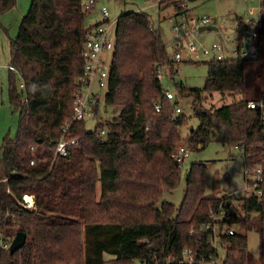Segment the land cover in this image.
I'll list each match as a JSON object with an SVG mask.
<instances>
[{
    "label": "trees",
    "instance_id": "obj_1",
    "mask_svg": "<svg viewBox=\"0 0 264 264\" xmlns=\"http://www.w3.org/2000/svg\"><path fill=\"white\" fill-rule=\"evenodd\" d=\"M86 2L32 0L18 34L10 39V65L19 74L10 71L9 103L19 121L16 136L8 133L0 145V245L11 244L19 231L27 240L15 253L0 249V264H106L105 254L119 264H180L186 248L206 258L218 256L202 225L221 206L222 264H264V131L259 112L247 106L261 93L219 107L205 105L215 92L243 94L246 62L252 60L207 61L204 87L188 89L178 82L171 101L158 71L168 69L174 78L177 70L159 31L152 29L146 11L123 13L117 19L104 98L106 105L120 108L119 117L94 131L86 129L85 120L74 121L70 137L80 143L70 146L68 155L55 156V143L72 122L85 41L102 23L86 24ZM16 3L0 0V17ZM159 4L160 10L174 7L175 16L186 11V0ZM238 20L242 31V17ZM179 95L193 98V116L199 120L186 138L181 128L189 126V117L181 112L173 118ZM155 102L162 104L159 112ZM102 130L105 141L100 140ZM214 138L243 149L247 176L261 168L262 195L242 196L234 207L236 194H207L208 166L198 162L187 173L181 203L162 201L164 192L175 190L181 180L183 162L177 165L173 157L178 145L199 149ZM25 195H35L33 207L24 205ZM252 219L259 223L258 262L249 258L246 233L224 231L225 225L246 226Z\"/></svg>",
    "mask_w": 264,
    "mask_h": 264
},
{
    "label": "rangeland",
    "instance_id": "obj_2",
    "mask_svg": "<svg viewBox=\"0 0 264 264\" xmlns=\"http://www.w3.org/2000/svg\"><path fill=\"white\" fill-rule=\"evenodd\" d=\"M86 1V0H85ZM97 3L94 9L88 11L86 15V24L88 26L95 25L103 21L101 8L107 7L109 10V18L111 21H116L119 16L126 12L131 11H146L149 13L153 27L159 31L163 43L168 50V56L174 57V38L175 31L173 30V22L170 20L171 16L175 14L173 8L168 7L165 10H160L158 2L161 0H96ZM25 6L27 11L30 7L31 0H17L16 5L4 14L7 15L8 25L10 26V34H17L21 19L18 23L16 18L12 15L13 9H17L18 5ZM186 14L189 17H201L207 15L215 20L219 30L204 31L200 34L191 33L185 37V44L190 41L196 43L198 49L211 48L212 44L218 40V37L223 36L229 39L233 45H237V38L239 37L238 25L239 18L243 20L254 18L257 19L258 14L250 12L251 7L258 5L257 0L238 1V0H186ZM20 7V6H19ZM0 19L2 20L3 15ZM190 27V26H189ZM15 30V31H14ZM10 40L9 35L3 32ZM9 38V39H8ZM105 57L109 60L112 58V52H105ZM185 61L175 63L177 74L174 78L171 77L168 69L163 70L162 85L166 90H170L175 94L178 93L176 83L183 82L188 89H201L204 87L207 78L208 68L206 62L209 60L207 57L201 55L202 60L199 62H186V51H183ZM264 61H247L246 62V90L243 94L238 95H222L220 93H213L210 98L205 101L207 107H219L225 104H230L234 101L243 98H255L263 90L264 82ZM5 90L6 102L3 104L2 91ZM99 90V108L96 111L92 109V113L85 117L86 129L94 131L99 124H105L119 117L120 108L114 105H106L105 94L106 89ZM8 100V101H7ZM179 106L188 117L189 126L181 128L182 136L187 137L190 127L197 128L199 120L193 116L194 103L193 98L190 96H178ZM18 113L15 112L9 103V78L2 79L0 77V145L4 137L9 133L11 137H15L18 130ZM184 145L190 148V154L185 161L180 164L181 180L178 187L173 191H165L162 201H169L175 205H179L183 199L184 191L186 188L187 173L193 163L204 162L208 166V171L205 176L206 192L207 194L215 193L217 196H223L226 193L236 194L238 199L234 200V207L239 206L241 197L245 196L243 191L245 186L243 151L238 146H226L218 142L215 138L204 148L194 149L191 145L181 142L178 146ZM2 152L0 151V158ZM0 176H4V169L0 166ZM216 182V186H215ZM236 183V189L230 192L228 189L233 187ZM161 203V202H160ZM160 205V204H159ZM158 205V206H159ZM222 217L223 214L221 213ZM258 219H252L245 225L235 224L231 227L236 228L241 233H246L248 237V252L249 258L253 262H258L261 256V243L260 233L258 229ZM219 232V228H218ZM218 258L208 264H222L225 256L226 249L221 246L218 247ZM106 264H119L113 261L114 256L105 254ZM133 264H143L139 260H135Z\"/></svg>",
    "mask_w": 264,
    "mask_h": 264
},
{
    "label": "built area",
    "instance_id": "obj_3",
    "mask_svg": "<svg viewBox=\"0 0 264 264\" xmlns=\"http://www.w3.org/2000/svg\"><path fill=\"white\" fill-rule=\"evenodd\" d=\"M238 1H249V0H238ZM258 5L256 7H251L250 12H255L258 14L257 19L249 18L246 20L242 19L243 30L239 32V37L237 38V45H233L228 38L220 36L218 40L212 44L211 48L198 49L196 43L193 41L185 44V37L189 36L191 33L200 34V26L214 24L213 18L204 15L201 17H189L186 11L183 10L182 13L175 16L170 20L173 22V30L175 31L174 38V63H181L185 61L183 51H186V61H200L202 60L201 55L207 57L208 61L220 60L225 61L233 58H244L252 61H264V0H257ZM96 0H87L84 5L85 10L94 9ZM183 9H187L186 4H182ZM101 14L103 16V21L100 25L93 27L85 41L83 47V55L85 59V66L82 75L78 79V88L75 93V105L74 114L72 122L67 123L63 127V133L55 143V156H66L69 154V147L80 143L79 138L70 137V127L74 121L80 122L85 120L87 115H90L93 111L91 108H96L99 104V90L108 88V83L110 79V69L112 58L115 49L116 42V21H111L109 18V10L107 7L103 6L101 8ZM190 26V27H189ZM152 29H155L152 27ZM105 52H112L111 60L105 57ZM10 71L19 74V71L13 66L9 65ZM158 77L162 81L163 75L162 70L158 71ZM21 87L24 83L21 82ZM165 95L171 101L175 100V93L166 90ZM156 111H160L162 104L160 102L154 103ZM247 106L250 109H254L259 112L260 124L264 131V89L258 99L249 100ZM182 112L179 105H176L175 113L173 118ZM106 130L101 131V141H105ZM190 148L184 145L178 146L174 152L173 157L176 162H184L185 159L190 154ZM33 164L34 161H31ZM246 175L245 186L243 191L246 196L262 195V190L260 185L263 181L261 168H256L252 175ZM24 205L27 207H33L35 204V195H33V201L27 199V195L24 196ZM223 213V206L218 208L216 212H212L211 221L204 223L202 225V230L210 231L209 241L218 248L220 246L219 242V232L220 229V214ZM224 231L229 234H234L236 229L225 225ZM10 244L1 243L0 249H9ZM184 258L180 264H208L215 261L218 256H210L206 258L205 255L194 253L189 248H186L183 252Z\"/></svg>",
    "mask_w": 264,
    "mask_h": 264
},
{
    "label": "crops",
    "instance_id": "obj_4",
    "mask_svg": "<svg viewBox=\"0 0 264 264\" xmlns=\"http://www.w3.org/2000/svg\"><path fill=\"white\" fill-rule=\"evenodd\" d=\"M162 1H165V0L159 1L158 5H160L159 3ZM31 2H32V0H31ZM21 5L19 4L17 9H13L12 11H10V12H12V15L16 18V21L18 20V23H19L21 17L23 18L30 9V7H29V9L26 11L25 6H21ZM30 6H31V4H30ZM171 8H173V7H171ZM159 9H160V6H159ZM173 11H175L174 8H173ZM6 16L7 15L4 14L2 17V20L0 19V21H1V25H0V77L2 79H5V78L8 79L9 78L10 69L8 68V66L10 65V61H11L10 40L7 41V38L3 32H5L7 35H9L10 39L16 37V35L18 34V32H17V34H13V35L10 34L11 30L9 28L10 26L8 25V20H7ZM21 21H22V19H21ZM1 101L3 104H7L6 94H5L4 89L2 91ZM242 151H243V149H242ZM243 163H244V158H243ZM244 175L246 177L245 169H244ZM232 188H233V190L236 189V183H233Z\"/></svg>",
    "mask_w": 264,
    "mask_h": 264
},
{
    "label": "water",
    "instance_id": "obj_5",
    "mask_svg": "<svg viewBox=\"0 0 264 264\" xmlns=\"http://www.w3.org/2000/svg\"><path fill=\"white\" fill-rule=\"evenodd\" d=\"M188 1H193V0H188ZM218 30L219 28L216 24L202 25L199 28L200 32H204V31L217 32ZM176 164L178 165V162H176ZM26 240H27V234L25 232L22 231L17 232L9 246L10 253H15L17 250L22 248L25 245Z\"/></svg>",
    "mask_w": 264,
    "mask_h": 264
},
{
    "label": "bare ground",
    "instance_id": "obj_6",
    "mask_svg": "<svg viewBox=\"0 0 264 264\" xmlns=\"http://www.w3.org/2000/svg\"><path fill=\"white\" fill-rule=\"evenodd\" d=\"M27 199H28L29 201H33V196H31V195H27Z\"/></svg>",
    "mask_w": 264,
    "mask_h": 264
}]
</instances>
